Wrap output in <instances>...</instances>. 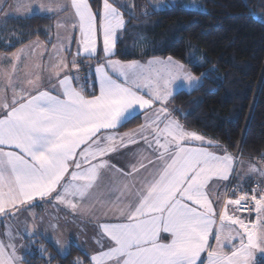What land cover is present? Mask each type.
Wrapping results in <instances>:
<instances>
[{"label": "snow or ice", "instance_id": "1", "mask_svg": "<svg viewBox=\"0 0 264 264\" xmlns=\"http://www.w3.org/2000/svg\"><path fill=\"white\" fill-rule=\"evenodd\" d=\"M119 3L102 0L98 12L89 0L40 3L42 13H65L55 22L56 43L48 61H43V52L36 55L35 46H30L31 53L21 48L0 56V219L5 220L8 241L0 239V264H24L14 240L23 238L22 231L34 235L35 227L13 233L10 221L37 199L53 196L73 212L94 215L99 205L104 217L115 220L97 223L101 250L91 255L90 264H254L255 253H264V163L238 169V158L226 146L188 130L172 115L175 109L167 104L180 90L177 82L191 91L204 74L193 75L171 56L144 62L112 58L127 23ZM191 8L199 10L195 2ZM15 9L27 14L32 10L24 0H15ZM73 37L77 48L69 61L65 54ZM100 39L103 58L94 68L99 90L86 95L77 58L95 60ZM8 60L11 64L3 66ZM153 108L154 115H147ZM141 111L146 113L144 123L117 139L112 130ZM138 138L153 158L144 150L130 153L135 162L129 172L105 158L137 144ZM110 170L119 179L113 176L102 187L103 174ZM141 171L146 174L140 176ZM240 172L244 175L237 186L227 189L224 182ZM244 176H255L256 187L251 195L242 191L225 200L217 220L214 200L236 192ZM222 185L225 192L220 193ZM228 205L255 213L256 220L229 215ZM40 252L46 250L41 247ZM76 264L83 261L77 258Z\"/></svg>", "mask_w": 264, "mask_h": 264}, {"label": "trees", "instance_id": "2", "mask_svg": "<svg viewBox=\"0 0 264 264\" xmlns=\"http://www.w3.org/2000/svg\"><path fill=\"white\" fill-rule=\"evenodd\" d=\"M100 1L89 0L93 10H99ZM129 1L131 11L118 4L127 23L114 57L172 56L195 75L204 74L194 90L175 92L170 101L173 113L187 129L201 132L241 158L264 163V0H199V10L180 2L157 10L147 0ZM55 18L49 14L6 18L1 28L8 38L0 40V51L11 52L33 39L48 41ZM102 58L101 51L95 60L77 58L87 95L97 93L92 68ZM140 122L138 114L120 128ZM231 178L238 184L234 175ZM253 181L256 178L248 187L241 186L249 188ZM34 238L36 247L24 254V264H76V258L90 264L88 254L75 244L61 254L40 235L26 240ZM256 264H264V259Z\"/></svg>", "mask_w": 264, "mask_h": 264}, {"label": "crops", "instance_id": "3", "mask_svg": "<svg viewBox=\"0 0 264 264\" xmlns=\"http://www.w3.org/2000/svg\"><path fill=\"white\" fill-rule=\"evenodd\" d=\"M25 3H29L31 5V13L27 14L24 13L23 11L21 12H17L15 9V0H0V40L1 39H5L8 38V34H5L4 31L1 28V24L5 21L6 18L10 17V16H16V17H25V16H29V15H33V14H47V13H42L40 12L39 8H38V4L40 3H47L48 0H24ZM65 15V13H60L59 17L57 15L55 18V22L58 18H62ZM56 28H55V24H54V29H53V33H52V39L51 42L48 41H44L42 39H33L30 42L21 45L20 47L16 48L15 50L11 51V52H3L0 51V56H10L12 53L17 52L19 49L21 48H26L28 49V51L31 53L32 51V47L30 46H35V51H36V55L39 56L41 52H43V61L47 62L49 59V52L52 49V44L56 43L55 40V35H56ZM7 42V41H6ZM77 48V44H76V40L75 37H73V40L71 42V51L66 53L65 55H67L68 60L70 61L72 58L73 53H75ZM45 49L47 51H45ZM98 51L102 52L103 55V43H102V39H100L98 41ZM160 58H167L168 56H158ZM113 59H119L116 57H112ZM152 57H146V58H135L138 60H141L142 62L147 61L148 59H150ZM175 60H178L176 58H173ZM121 60V59H119ZM133 60V59H130ZM121 61H129V60H121ZM180 61V60H179ZM28 61H22L20 64V68L21 71L24 70V64L27 63ZM181 62V61H180ZM183 63V62H181ZM11 64V60H8L4 63L3 66L7 67L8 65ZM184 64V63H183ZM96 65V64H95ZM95 65L92 68V72L95 76L94 73V68ZM185 65V64H184ZM187 67V65H185ZM70 67V65H69ZM188 68V67H187ZM189 69V68H188ZM51 70V69H49ZM75 72V70H73V73ZM193 75H195L194 73H192ZM197 77H200L198 75H195ZM62 78V76H61ZM201 81V80H200ZM56 81L53 80V83H55ZM177 88L179 89H186V87L184 86L182 81H178ZM98 86H97V93L98 94ZM86 94V93H85ZM87 95V94H86ZM171 101V100H170ZM161 105H157L156 107H160ZM167 107L169 109H172L170 102L167 104ZM155 113V108H153L151 111H149L147 113V115L149 116H153ZM139 114H141V122L138 125H141L142 123H144L145 120V115L146 113L141 111ZM172 115L177 118L179 120V118L172 112ZM180 121V120H179ZM181 122V121H180ZM138 125L132 126V127H128V128H120V126L115 129L112 130L115 134L117 139L120 138V136L126 132H128L129 130L135 129ZM190 130V129H188ZM196 132H198L199 134L203 135L204 137H206L207 139H211L212 138L202 134L201 132L194 130ZM215 141V140H214ZM220 144V143H219ZM223 146V145H222ZM140 150H144V155H146L148 158H153L154 157V153L152 152L151 149H147V146L144 144V142L142 140H139L138 138V143L135 145H127L126 148H121L118 149L117 152L115 153H109L105 158L112 164L115 165L116 168H121L124 169L125 172H129L131 169L129 167L130 163H134L135 160H131L129 157L130 153H135L137 151ZM229 151V150H228ZM230 152V151H229ZM232 153V152H230ZM220 154H223L222 151L220 152ZM235 157L238 158L236 167H238V165H240V161H241V157H239L237 154L233 153ZM147 161H145L146 163ZM247 167V166H245ZM247 168H245L246 170ZM146 174L145 171H141L139 173L140 176H144ZM235 176V178H237V181H240V177L244 175V173H240L239 176H237L236 173L233 174ZM232 175V176H233ZM113 176L117 177V179H119V174L115 172V170H110V171H105L103 174V179L101 181V185L103 186H107L109 181L113 178ZM252 178H256L255 176H244V179L242 181L243 186L248 187V183ZM228 182V181H227ZM227 182H224L225 184H227ZM220 193L225 192V187L222 185L220 190ZM115 197H113L114 199ZM227 199H231V198H227L225 195L222 197L221 200H219L218 202L214 200L213 203V207L215 209V214H216V219L219 220V215L221 213V211L224 210V201ZM50 204V209H48L49 215H50V211L52 209H57V220L58 223L54 222V224L50 225L49 223H46V217H44V219L42 220V218L40 216L44 215L43 211H37L34 209V204L31 208H28L25 211H22L20 213V216L17 220L15 221H10V226L12 224L15 225V227H13V233H15L17 230H23L25 229V227H35V234L34 235H44L46 236V238L48 240H50L52 243H54L55 245H57L56 241L59 240L60 244L66 245V247L64 248L65 250L67 248H69V246L71 244H75L76 246H78L79 248H81L84 252H86L88 254L89 260L91 255L94 252L100 251V245L96 243V239L99 238V233L100 230L97 227V223H104V222H115L114 219H109L104 217V209L101 208L99 205H97L96 209H95V213L94 215L92 214H84L81 211H77V212H73L70 208H68L67 206L60 204L59 202L55 201V197L53 196L51 199H47ZM41 201L39 199L36 200ZM35 201V202H36ZM227 212L229 215H238L241 216L242 218H246L248 220L251 221L250 218L245 217L244 215L238 213L236 211L235 206L232 205H228L227 206ZM29 213H35V217L33 218L32 215H30ZM40 214V216H38ZM252 215L255 216V213H252ZM54 218V216H53ZM255 220H256V216H255ZM6 231V227H5V220L4 219H0V239H3L5 243H7V239L3 236V233ZM52 231V234L49 235L51 238L48 237L46 232ZM34 235H32L31 237H34ZM165 238V240H167L168 234H162ZM22 236L23 238L21 239L19 236H17L14 240V243L18 245H21L22 242L24 243L26 241L27 237H30L27 232L22 231ZM41 236V235H40ZM103 243L105 244V247H107L108 245V240L105 237L103 240ZM211 243L215 244V238L213 237L211 239ZM238 243V241H237ZM58 246V245H57ZM264 256L261 255L258 251L255 253V262L254 264H256L258 261L263 260Z\"/></svg>", "mask_w": 264, "mask_h": 264}, {"label": "rangeland", "instance_id": "4", "mask_svg": "<svg viewBox=\"0 0 264 264\" xmlns=\"http://www.w3.org/2000/svg\"><path fill=\"white\" fill-rule=\"evenodd\" d=\"M148 1V5H149V7L150 8H154V9H157L158 7H159V9L160 8H163L164 6H166V5H168V4H171V3H176V2H180V3H182L183 5H185V6H187V7H190L191 8V5L193 4V2H195V4L196 5H198L199 6V9L200 8H202V5H201V3L199 2V0H147ZM110 2H111V0H110ZM122 7H124V8H127L128 9V11H131V3H130V1L129 0H120V3H119ZM102 7V0L100 1V7H99V10H100V8ZM98 10V11H99ZM95 11V10H94ZM97 11V12H98ZM125 18V17H124ZM126 19V18H125ZM169 57V56H168ZM172 57V56H171ZM174 58V57H173ZM241 161H243L244 163L243 164H240V165H238V169H240V168H243V169H245V168H247L248 167V165L249 164H254L257 168H260L261 166H262V163L260 162V161H255V160H251V159H247V158H241ZM245 166H247V167H245ZM240 173H242V172H240ZM240 173L239 174H237V176H239L240 175ZM49 201L46 199V200H44V201H36V202H34V209L35 210H37L38 212L39 211H43L44 212V215L43 216H40V214L38 215V216H40L41 218H42V220L44 219V217H46V223H45V225L47 224V223H49L50 225H52V224H54V222H55V220H56V222L58 223V220H57V216H56V213H57V209H52L51 211H50V215H49V212H48V209H50V204L48 203ZM53 216H54V218H53ZM2 220V219H1ZM47 233V235H48V237L49 238H51L49 235H51L52 234V231H50V233L51 234H49V232L47 231L46 232ZM42 237H44L46 240H48L47 238H46V236H44V235H42V234H40ZM34 236H36V235H34ZM36 238H34L33 240H29V241H25V242H27V243H23L22 242V244L21 245H27V246H29V247H27V248H20L19 246L20 245H18V252H19V254L22 256V257H24V254L25 253H33V248L35 249V247L36 246H34V240H35ZM48 241H50V240H48ZM16 244V243H15ZM55 247H56V249L61 253V254H64V253H66L67 251H68V248L65 250L64 248H60L59 246H57V245H55L54 243H52ZM17 245V244H16ZM38 250H39V253L40 254H42L41 252H40V248H41V246L40 245H38ZM44 248V247H43ZM261 255H263L264 256V253H261V252H259ZM45 256H46V254H45ZM79 260H81L82 261V259L81 258H79ZM76 261H77V258L75 259V263H76ZM59 262H57L56 264H58Z\"/></svg>", "mask_w": 264, "mask_h": 264}, {"label": "built area", "instance_id": "5", "mask_svg": "<svg viewBox=\"0 0 264 264\" xmlns=\"http://www.w3.org/2000/svg\"><path fill=\"white\" fill-rule=\"evenodd\" d=\"M235 186H237V184L233 182V179H232V178L228 181V183H227V185H226L227 189H229V190L233 189ZM254 187H256V181L251 182V185H250L249 188H244L243 186H240V188H239L236 192H231V191H229L228 194L225 195V196H226L227 198L235 199V198H237V196H238L242 191H247V192L249 193V195H251L252 189H253ZM236 211H237V210H236ZM237 212L240 213V214H242V215H244L245 217L250 218L251 221H255V216L252 215V214L249 215V214L247 213L246 210H239V211H237Z\"/></svg>", "mask_w": 264, "mask_h": 264}]
</instances>
